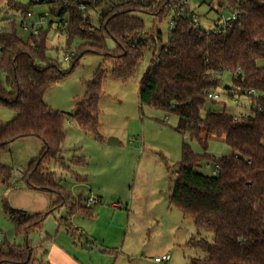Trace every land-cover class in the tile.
I'll return each instance as SVG.
<instances>
[{
    "label": "trees",
    "instance_id": "16d2710c",
    "mask_svg": "<svg viewBox=\"0 0 264 264\" xmlns=\"http://www.w3.org/2000/svg\"><path fill=\"white\" fill-rule=\"evenodd\" d=\"M215 1L228 14H237V20L224 32L198 31L192 21L196 13L184 0H108L98 27L86 14L95 0H31L26 6L11 7L26 16L32 6L51 5L50 14L60 23L67 22L68 40L78 37L83 41L79 49H84L70 57L71 70L90 52L110 61L112 75L125 81L135 74L143 51L154 48L140 82V102L176 115V131L196 140L203 150L196 153L184 142L181 161L172 177L173 204L192 217L199 231L213 234L212 243H194L202 246L208 256L193 258L191 264H264V63L260 65L264 61V0ZM133 12L151 14L159 22L172 16L174 27L169 29L168 40H162L156 26L148 30ZM108 38L116 43L113 51L106 47ZM48 49V33L43 30L27 40L20 38L14 28L0 33V105L16 114L0 125V185H8L13 178V168L1 159L10 144L35 137L42 141V150L23 178L28 189L55 197L54 208L46 213L8 207L18 233L25 236L32 224L40 230L56 206L64 205L69 215L82 207L81 200L67 204L74 198L65 193L49 167L55 162L67 169L63 158L66 115L51 109L44 97L69 72L47 57ZM224 72L233 75V87L250 101L249 110L240 115L206 109L208 102H217L207 94L219 86ZM106 76L99 68L76 104L72 117L85 134L100 136L99 101ZM211 137L222 138L231 153L219 158L209 154ZM208 160H215L216 175L198 171ZM32 262V247L0 245V264Z\"/></svg>",
    "mask_w": 264,
    "mask_h": 264
},
{
    "label": "rangeland",
    "instance_id": "374dc122",
    "mask_svg": "<svg viewBox=\"0 0 264 264\" xmlns=\"http://www.w3.org/2000/svg\"><path fill=\"white\" fill-rule=\"evenodd\" d=\"M30 1L0 0V33L14 28L20 38L30 37L31 30L25 31L22 27V11L11 7V4L26 6ZM107 2L95 0L94 7L86 11L94 27L101 25ZM187 2L204 28L213 26L221 16L230 15L215 0ZM50 8V4L32 6L29 10L33 17L26 20L48 33L47 57L55 60L62 71L69 72L44 97L51 109L66 115L63 158L67 169L55 162L49 167L56 173L65 193L74 198L67 204L81 200L82 207L69 215L64 205L56 206L40 230L32 224L27 236L18 233L15 222L8 215V207L46 213L54 208L55 197L28 189L23 178L42 150L41 141L35 137L17 140L1 157L4 164L13 168V178L8 185H0V245L32 247V264H42L39 260L44 258L47 237L64 241L84 262L93 264H191L193 258L207 257L206 250L194 243L200 240L212 243L213 234L199 231L192 217L184 215L171 200L172 177L182 158L183 143H189L196 153H202V147L196 140L176 131V115L140 102V82L150 65L154 48L143 51L135 74L125 81L112 75L110 61L90 52L71 70L70 57L84 49H79L83 41L76 37L70 42L66 27L50 14ZM45 14L47 16L41 21ZM132 15L140 18L148 30L156 26L162 40H168L172 16L159 22L151 14L133 12ZM106 47L113 51L116 43L108 38ZM263 63L261 61L260 65ZM99 68H103L107 76L99 101L100 136L97 137L82 132L72 116L77 102L86 93L87 83ZM232 79L230 72L220 76V84L212 93L219 94L221 100L215 104L208 102L206 109L226 110L233 115L249 110V99L233 87ZM15 116L12 110L0 105V125ZM110 138H116L119 143L109 145ZM208 153L219 158L230 154L231 148L222 138L211 137ZM216 166L215 160L204 161L198 171L213 175ZM94 198L97 203L88 206V199ZM163 255H170L171 260L157 263L155 258Z\"/></svg>",
    "mask_w": 264,
    "mask_h": 264
},
{
    "label": "built area",
    "instance_id": "2783aa9c",
    "mask_svg": "<svg viewBox=\"0 0 264 264\" xmlns=\"http://www.w3.org/2000/svg\"><path fill=\"white\" fill-rule=\"evenodd\" d=\"M159 1H162V0H159ZM165 1L167 2L168 0H165ZM184 3H188L187 0H184ZM81 9L82 10H86V6L85 5H81ZM46 16H47V14L41 16V21H43ZM32 17H33V14H32V12L29 11L26 14V16H24V20L22 21V27H23V29L25 31H30L31 30V35L38 36L41 33L42 29L38 28L35 23H27L26 22L27 19H30ZM236 20H237V14L233 13V14L229 15L228 17L221 16V19L217 23H214L213 26H211L209 28H204L200 24L197 15H194L193 18H192V21L195 23L196 29L198 31L204 30L206 33L220 32V31L224 32L227 29L228 25L230 23H232L233 21H236ZM61 24L63 25L64 28L67 26V22L66 21L61 23ZM173 27H174V21L172 19L171 23H170V29H172ZM68 58L69 57H67V59ZM254 93H255V91H250V94H254ZM207 97L209 99H214L216 101L221 100V96L219 94L212 93V91L207 94ZM207 166L209 167L208 164H207ZM217 172H218V166H216V168L213 170L212 173H213V175H216ZM96 203H97V199L96 198L88 199L87 205L91 206V205L96 204ZM170 259H171L170 255H163L162 257L155 258V261L157 263H162V262H168V261H170Z\"/></svg>",
    "mask_w": 264,
    "mask_h": 264
},
{
    "label": "crops",
    "instance_id": "0c3cea01",
    "mask_svg": "<svg viewBox=\"0 0 264 264\" xmlns=\"http://www.w3.org/2000/svg\"><path fill=\"white\" fill-rule=\"evenodd\" d=\"M42 192L46 194L49 193L46 191H42ZM28 213H44V212L39 211V212H28ZM78 231H80V229H78ZM45 240H46L45 242H47L48 244H46L45 247L44 258L42 259L43 261L39 260V262H41L42 264H93L92 262L91 263L84 262L79 256L74 254L68 248L67 244L63 243L64 241L59 242L58 240L53 239L51 237H47ZM34 257L37 258L36 253Z\"/></svg>",
    "mask_w": 264,
    "mask_h": 264
},
{
    "label": "water",
    "instance_id": "95a60500",
    "mask_svg": "<svg viewBox=\"0 0 264 264\" xmlns=\"http://www.w3.org/2000/svg\"><path fill=\"white\" fill-rule=\"evenodd\" d=\"M228 88H229V86H226V89H228ZM118 143H119V141L116 138H110L108 141L109 145H116Z\"/></svg>",
    "mask_w": 264,
    "mask_h": 264
}]
</instances>
